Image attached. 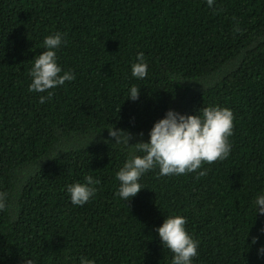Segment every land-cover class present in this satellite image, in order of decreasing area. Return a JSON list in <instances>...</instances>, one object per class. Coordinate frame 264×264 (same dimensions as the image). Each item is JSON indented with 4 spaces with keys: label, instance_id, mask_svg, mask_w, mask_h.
Returning <instances> with one entry per match:
<instances>
[{
    "label": "trees",
    "instance_id": "16d2710c",
    "mask_svg": "<svg viewBox=\"0 0 264 264\" xmlns=\"http://www.w3.org/2000/svg\"><path fill=\"white\" fill-rule=\"evenodd\" d=\"M57 31L61 74L75 79L41 104L29 70ZM138 52L143 80L131 76ZM210 105L233 113L229 157L182 176L149 171L122 201L116 172L128 150L107 129L147 142L168 109ZM86 175L96 194L75 206L66 186ZM262 190L264 0H0V264H171L155 232L169 215L199 241L194 264H264Z\"/></svg>",
    "mask_w": 264,
    "mask_h": 264
},
{
    "label": "clouds",
    "instance_id": "9594fccd",
    "mask_svg": "<svg viewBox=\"0 0 264 264\" xmlns=\"http://www.w3.org/2000/svg\"><path fill=\"white\" fill-rule=\"evenodd\" d=\"M212 8L215 0H206ZM66 34L57 31L46 36L42 42L43 51L35 55L29 75V90L36 93H47L39 96V102L45 103L51 99L52 92L66 81L75 79L70 71H63L58 64L57 50L66 43ZM131 76L143 80L148 74V64L144 53L138 52L136 60L131 64ZM140 88L131 86L127 99H139ZM234 116L230 109L220 106H207L195 114H182L174 109H168L164 116L156 120L148 131L147 142L141 139L134 145L129 141L133 135L127 130L114 126L107 129L108 136L114 145H122L128 150L126 159L116 172L119 182L117 196L125 203L144 189L140 183L141 177L149 171L158 168L161 176H182L201 169L202 164H211L217 160L229 157L232 144ZM143 137V133H139ZM206 170L198 172V176L206 175ZM98 180L91 175L84 176L83 182H73L66 186L70 202L75 206H83L94 198ZM0 201V208H3ZM256 214H264V190L254 199ZM187 219L182 215H169L161 225L156 227L163 248L171 253V264H194L199 255V241L193 239L186 229ZM255 238L253 243H255ZM258 254H264V246L258 249ZM79 264H95L93 259L81 256Z\"/></svg>",
    "mask_w": 264,
    "mask_h": 264
}]
</instances>
